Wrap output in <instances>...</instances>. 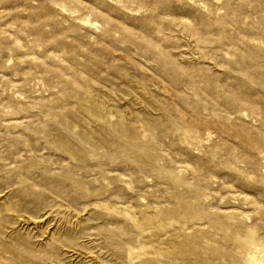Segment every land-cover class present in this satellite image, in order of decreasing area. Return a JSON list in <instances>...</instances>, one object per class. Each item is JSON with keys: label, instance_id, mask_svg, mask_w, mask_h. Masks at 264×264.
<instances>
[{"label": "rangeland", "instance_id": "1", "mask_svg": "<svg viewBox=\"0 0 264 264\" xmlns=\"http://www.w3.org/2000/svg\"><path fill=\"white\" fill-rule=\"evenodd\" d=\"M0 264H264V0H0Z\"/></svg>", "mask_w": 264, "mask_h": 264}]
</instances>
